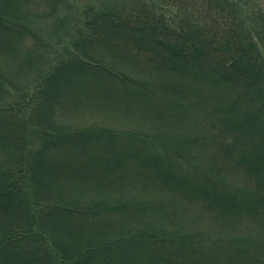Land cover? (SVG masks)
I'll use <instances>...</instances> for the list:
<instances>
[{
    "label": "trees",
    "instance_id": "16d2710c",
    "mask_svg": "<svg viewBox=\"0 0 264 264\" xmlns=\"http://www.w3.org/2000/svg\"><path fill=\"white\" fill-rule=\"evenodd\" d=\"M0 264H264V0H0Z\"/></svg>",
    "mask_w": 264,
    "mask_h": 264
},
{
    "label": "rangeland",
    "instance_id": "374dc122",
    "mask_svg": "<svg viewBox=\"0 0 264 264\" xmlns=\"http://www.w3.org/2000/svg\"><path fill=\"white\" fill-rule=\"evenodd\" d=\"M76 6H77V9H82L85 5L87 4H92L95 0H91V1H87V0H72Z\"/></svg>",
    "mask_w": 264,
    "mask_h": 264
}]
</instances>
